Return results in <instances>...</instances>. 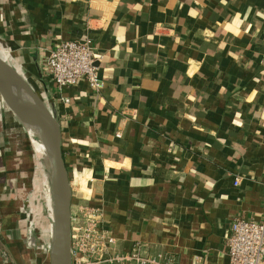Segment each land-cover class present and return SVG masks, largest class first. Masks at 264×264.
I'll list each match as a JSON object with an SVG mask.
<instances>
[{
	"label": "crops",
	"instance_id": "obj_1",
	"mask_svg": "<svg viewBox=\"0 0 264 264\" xmlns=\"http://www.w3.org/2000/svg\"><path fill=\"white\" fill-rule=\"evenodd\" d=\"M0 38L51 99L71 212L99 208L118 250L224 264L232 220L264 218V0H0ZM85 38L105 86L59 92L46 58ZM19 131L0 97V264H40Z\"/></svg>",
	"mask_w": 264,
	"mask_h": 264
},
{
	"label": "built area",
	"instance_id": "obj_2",
	"mask_svg": "<svg viewBox=\"0 0 264 264\" xmlns=\"http://www.w3.org/2000/svg\"><path fill=\"white\" fill-rule=\"evenodd\" d=\"M96 50L90 38L55 42L46 58V74L59 92L81 81L95 92L104 88ZM42 95H46L51 106L49 96ZM61 100L67 103L70 98L61 97ZM238 182L239 177L235 184ZM102 217V211L89 204H81L76 212H71V264H175L172 255L149 253L142 243H136L130 250H118L115 237L102 227ZM27 222L29 231L35 232L33 222L29 218ZM52 238L51 225L47 231L42 228L37 237L39 248L47 255L52 249ZM225 241L228 260L224 264H264V218L261 221L234 218Z\"/></svg>",
	"mask_w": 264,
	"mask_h": 264
},
{
	"label": "water",
	"instance_id": "obj_3",
	"mask_svg": "<svg viewBox=\"0 0 264 264\" xmlns=\"http://www.w3.org/2000/svg\"><path fill=\"white\" fill-rule=\"evenodd\" d=\"M22 77V76H21ZM32 90L34 88L27 82ZM35 91V90H34ZM36 92V91H35ZM0 97L6 107L20 116L39 121L44 129L51 155L50 191L53 205V238L49 254L50 264H71V201L72 190L69 172L62 152V131L54 109L40 102L30 100L11 89L9 69L0 57ZM29 243L40 246L37 236L32 232Z\"/></svg>",
	"mask_w": 264,
	"mask_h": 264
},
{
	"label": "rangeland",
	"instance_id": "obj_4",
	"mask_svg": "<svg viewBox=\"0 0 264 264\" xmlns=\"http://www.w3.org/2000/svg\"><path fill=\"white\" fill-rule=\"evenodd\" d=\"M23 77L26 78L24 75ZM26 80L32 86H34L29 79L26 78ZM33 88H35V86ZM37 93L41 97L45 98L46 96L42 95L40 91H37ZM50 108L53 109L52 104ZM12 114L14 115V113ZM15 118L17 119L18 129L20 130L18 138L20 143L19 145L25 150V155L18 157V161L22 166H25L24 170H26L27 174H29L28 178L31 183L29 189L23 191L21 195L23 199L21 200V212L26 219L29 218V221L33 222L34 227L36 226L35 235L38 237V234L42 232L40 224H44L45 227L49 228L48 225L51 222L48 216L47 198L50 187L49 173L51 174L50 171L52 170L49 161L45 157L43 161L38 157L33 142L29 137L28 131L23 125L22 119L17 118L16 116ZM47 257V254L43 252V259L39 258L42 264H49Z\"/></svg>",
	"mask_w": 264,
	"mask_h": 264
},
{
	"label": "bare ground",
	"instance_id": "obj_5",
	"mask_svg": "<svg viewBox=\"0 0 264 264\" xmlns=\"http://www.w3.org/2000/svg\"><path fill=\"white\" fill-rule=\"evenodd\" d=\"M0 57L8 65L11 89L17 94H20L30 100L40 102L46 107H49L50 106L49 100H47L44 97H41L37 93V90L35 88L34 90L36 92L32 90L30 86L27 84L26 78L23 77L24 75L23 68L16 62V60L12 55L10 47L1 38H0ZM20 118L23 121L24 127L28 131L29 137L33 142L38 157L41 158L42 161L44 160L45 157L49 161L51 167V155L47 146L44 129L42 125L40 124L39 121L32 120L24 116H20Z\"/></svg>",
	"mask_w": 264,
	"mask_h": 264
}]
</instances>
